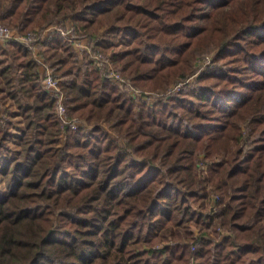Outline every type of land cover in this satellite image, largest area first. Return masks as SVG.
<instances>
[{"label":"trees","instance_id":"trees-1","mask_svg":"<svg viewBox=\"0 0 264 264\" xmlns=\"http://www.w3.org/2000/svg\"><path fill=\"white\" fill-rule=\"evenodd\" d=\"M66 21L141 94L46 34L39 51L84 121L64 127L31 45L0 43L23 121L9 158L0 118V264H264V0H0L21 34Z\"/></svg>","mask_w":264,"mask_h":264},{"label":"built area","instance_id":"built-area-1","mask_svg":"<svg viewBox=\"0 0 264 264\" xmlns=\"http://www.w3.org/2000/svg\"><path fill=\"white\" fill-rule=\"evenodd\" d=\"M39 32L40 31L38 30H33V31H29L26 35H20L16 31L8 28L7 26L5 27L3 25H0V42L5 43L11 39H16L21 42L27 43V45H31V43H33V41L36 40ZM48 32L50 34H53L54 32H58L60 35H62L63 38L67 39L80 54L84 52L89 53L90 56L93 57L95 64L98 67H100V69L106 71V73L113 82L122 85L132 97H140L141 94L140 90L133 85L130 78L125 77L120 73H118L114 69L112 64L106 62V59L104 58L103 55H101V53L94 52L93 44L88 46V44L84 40L73 38L71 33L64 28L52 26L48 29ZM40 62L42 64V69L44 72L42 76L43 88L49 93L51 97L55 98L56 111L63 125L73 129L78 127L81 121L70 119L67 115V110L65 105L66 96L59 84L58 77L53 75L50 66L46 62H44L43 60H41ZM181 85L182 83L179 82L178 84L172 86L169 92H174L178 90ZM142 99L144 101H152L147 96H142Z\"/></svg>","mask_w":264,"mask_h":264},{"label":"rangeland","instance_id":"rangeland-1","mask_svg":"<svg viewBox=\"0 0 264 264\" xmlns=\"http://www.w3.org/2000/svg\"><path fill=\"white\" fill-rule=\"evenodd\" d=\"M0 25H3L5 27L7 26L8 28L16 31L20 35H26L29 31H33V30L40 31L36 40L33 41V43H31V46H30L33 49V57L35 59H44L43 55L39 51L38 43L36 41L42 40L46 34L50 35V33L48 32V29L52 26H56V27H60V28H64V29L68 30L71 33L73 38L84 40L88 44V46H90L91 44H93V46H94L95 45L94 42L101 38V37H97V39H90L88 37H79L78 33L76 31L75 25L73 24V22H70V21L58 22V23L52 24L50 26H47L44 29H32V30H29L26 34H21L19 31H17V29H14L8 25H4L2 23H0ZM53 34H56V35L62 37V35H60L58 32H54ZM73 48L75 49L74 46H73ZM84 53H82V54L79 53V54L81 57H83ZM99 53H101V55H103L105 59H109L102 52H99ZM212 55H213V52H210V53H206L204 55H201L197 58L198 59L197 65L199 68H201V70H203L205 68L206 64L210 61ZM1 117H6L8 120L14 122V123L9 125L11 136L8 139L7 148L2 149V152L6 157H9V158L13 157V156H18V151H19V147H20V135H21V129L23 127V121H22V117L20 115H18L17 110L14 107L12 101L6 95L4 84L0 78V118ZM69 118L73 119V120H78V121H81V123H84L83 120L74 119L71 117H69ZM64 127H68V126H64ZM63 139L64 138H62V140ZM208 165H209L208 161H204V160L199 161V169L202 173L201 175L206 174ZM4 189H5L4 183H3L2 175H1V171H0V191L4 190ZM216 197L218 199V196L216 194H211V202H210V204H208V207H210V208L212 207V208L216 209V205H217L216 204V202H217ZM195 207L197 208V206H195ZM198 211H199V208H198ZM191 229L194 233V236H198V234L201 233V230L199 231V229L195 226H191ZM204 229L205 228H203V230Z\"/></svg>","mask_w":264,"mask_h":264},{"label":"crops","instance_id":"crops-1","mask_svg":"<svg viewBox=\"0 0 264 264\" xmlns=\"http://www.w3.org/2000/svg\"><path fill=\"white\" fill-rule=\"evenodd\" d=\"M38 60H40V61H41V60H43V59H38ZM43 61H44V60H43Z\"/></svg>","mask_w":264,"mask_h":264}]
</instances>
